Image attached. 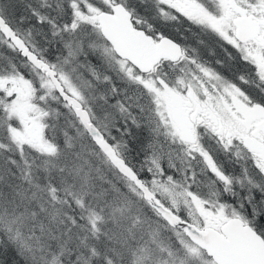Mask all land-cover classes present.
Returning <instances> with one entry per match:
<instances>
[{
	"label": "snow or ice",
	"instance_id": "1",
	"mask_svg": "<svg viewBox=\"0 0 264 264\" xmlns=\"http://www.w3.org/2000/svg\"><path fill=\"white\" fill-rule=\"evenodd\" d=\"M97 180L136 264H264V0H0V264H117Z\"/></svg>",
	"mask_w": 264,
	"mask_h": 264
},
{
	"label": "rangeland",
	"instance_id": "2",
	"mask_svg": "<svg viewBox=\"0 0 264 264\" xmlns=\"http://www.w3.org/2000/svg\"><path fill=\"white\" fill-rule=\"evenodd\" d=\"M99 181L100 180H97L96 181V187L94 189V190L97 191V194L98 195L93 191V195L90 196L88 198V200L89 201L91 200L92 206L99 212L100 215L103 216V220L98 223L97 227L100 228L101 227V224L103 222H105V223L107 222V223H111L112 224L113 223V220H118L123 225L122 228H121V231H119V232H116V231L114 232V230H112L111 232L108 231L109 236H114L113 241L114 240L117 241L111 247H115L118 252H120V249L127 250V255L124 256L127 259H125V260L118 259L116 261L121 263V261L126 262L128 260V262L130 264H135V262H136V256L133 255V253H134V251L136 250L137 247H140L141 243H142L143 246L146 244L151 249V252H152V255H153V258L154 259L156 257L162 255L159 252L158 245L152 242L153 241L152 233L154 231V227L153 226H156V225L152 221H150V219H149L151 217V215H152L151 212L148 211V210H146V209H142L139 206V202L136 199V197L134 196V194H131V193L129 195L131 197V199H132V200L129 199L131 201V204H133L134 207L136 205L137 206V209H139L141 212L145 213V215H146L149 223L148 222H143L142 219H140V217L137 214H131V215L121 216L125 212L123 210V206L125 208V204L126 203L122 202V201H124V199L121 201V206L120 207L117 206V204L114 206L113 202L110 201L109 207L107 206V204H105L106 210L103 209V208H99L98 207V203L100 201L99 195L100 194L102 196H103V194L106 195L112 189L110 183H105V182L101 181L107 187V188H104L105 192H103L104 190L101 189V186L99 185ZM133 201L135 202V204L133 203ZM135 209H136V207H135ZM115 210L118 211V214L120 215V217L117 216V213H116ZM115 215L117 217H115ZM143 217H145V216H143ZM135 227H137V229L139 228L138 229V232L140 234H136V231H134L135 230ZM131 233L134 234L133 237H132V240L133 241H131L128 245H126L127 244V241L130 240V235L129 234H131ZM135 236H137L138 238L136 239ZM145 264H148V262L146 261Z\"/></svg>",
	"mask_w": 264,
	"mask_h": 264
},
{
	"label": "trees",
	"instance_id": "3",
	"mask_svg": "<svg viewBox=\"0 0 264 264\" xmlns=\"http://www.w3.org/2000/svg\"><path fill=\"white\" fill-rule=\"evenodd\" d=\"M99 185L101 186V189H103L104 190V188H107L106 187V185H104L101 181H99ZM111 187H112V189L108 192V194H103V196L100 194L99 195V199H100V201H99V203H98V207L99 208H103V209H105L106 210V207H105V204H107V206L109 207V203H110V201H112L113 202V204H114V206L117 204V206H121V201L124 199V201H122V202H124V203H126L125 204V208H124V206H123V210L125 211L124 212V214H122L121 216H124V215H131V214H137L139 217H140V219H142V221L143 222H148L149 223V221H148V219H147V217H146V215H145V213H143V212H141L139 209H137V206L135 205V207H136V209H135V207H134V205L133 204H131V201L129 200V199H131V197L129 196L130 195V193L128 192V190L127 189H123V186H121V188H122V191H117V189L115 188V187H113L112 185H111ZM108 190V189H107ZM106 190V191H107ZM96 194H97V191L96 190H93ZM103 192H105V190L103 191ZM98 195V194H97ZM132 200V199H131ZM91 201V200H90ZM133 203L135 204V202L133 201ZM107 207V208H108ZM109 210V209H108ZM116 211V213H117V216H119L120 217V215L118 214V211L117 210H115ZM116 215H115V217H117ZM143 216H145V217H143ZM154 223V222H153ZM155 224V223H154ZM122 223L120 222V221H118V220H113V223L111 224V223H105V222H103L102 224H101V227H100V229L101 230H106V229H110L109 230V232H111L112 230H114V232L116 231V232H119V231H121V228H122ZM154 227V229L156 228V226H153ZM139 229V228H138ZM138 229H137V227H135V230L134 231H136V234H140L139 232H138ZM108 235H109V233H108ZM130 235V240L129 241H127V244L126 245H128L131 241H133L132 240V237H133V233H131V234H129ZM136 237V239L138 238L137 236H135ZM117 241L116 240H114V241H112L110 244H109V246L111 247V246H113V244H115ZM104 244H105V241H104V239L102 238V240H101V245H100V247H101V251H103V246H104ZM141 246H143L142 245V243H141V245H140V247ZM137 248H139V247H137ZM136 248V249H137ZM120 253H121V256L119 257H116L115 259L116 260H118V259H121V260H125V259H127V258H125L124 256H126L127 255V250H125V249H120ZM155 253V252H154ZM117 264H121L120 262H117ZM122 264H130L129 262H128V260L126 261V262H124V261H122ZM135 264H136V262H135Z\"/></svg>",
	"mask_w": 264,
	"mask_h": 264
}]
</instances>
